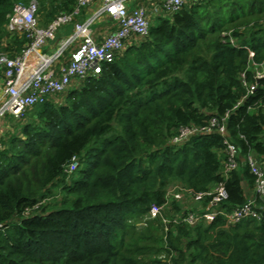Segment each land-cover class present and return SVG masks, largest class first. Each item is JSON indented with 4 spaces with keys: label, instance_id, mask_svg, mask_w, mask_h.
<instances>
[{
    "label": "trees",
    "instance_id": "trees-1",
    "mask_svg": "<svg viewBox=\"0 0 264 264\" xmlns=\"http://www.w3.org/2000/svg\"><path fill=\"white\" fill-rule=\"evenodd\" d=\"M29 1L0 0V50L12 56L26 39L7 32V16ZM37 1L41 26L77 2L46 10ZM153 19L99 74L27 109L15 134L0 127V264H264V217L147 219L170 184L206 191L221 180L223 137L169 144L181 125L228 114L225 137L264 165V78L251 94L240 80L245 71L255 82L252 62L264 64V0H201ZM254 180L240 163L220 208L242 205ZM187 206L200 205L184 200L163 213L172 219Z\"/></svg>",
    "mask_w": 264,
    "mask_h": 264
},
{
    "label": "built area",
    "instance_id": "built-area-1",
    "mask_svg": "<svg viewBox=\"0 0 264 264\" xmlns=\"http://www.w3.org/2000/svg\"><path fill=\"white\" fill-rule=\"evenodd\" d=\"M200 1L148 0L150 6L140 4L130 8L127 5L129 0H77L73 11L59 13L45 26L40 25L37 17V0H30L27 4L14 3L7 16L6 30L12 35H24L26 42L14 56L0 51V122L6 116L18 118L27 109L44 104L49 97L66 91L74 83L99 74L101 64L113 61L116 53L131 39L148 35L151 14L158 16L162 13H174L187 4ZM94 4L97 8L90 17L82 21L76 20L82 8ZM103 15L110 17L116 28L98 40L92 24ZM69 24H72L71 31L62 36L58 47L53 51H44L47 43L55 40L59 30ZM248 51L249 58L252 59L254 53L249 49ZM252 66L255 82L247 81L245 71L240 73V80L250 94L256 83L264 78V64L252 62ZM227 117L228 114L220 119L213 117L201 126L181 125L168 140L171 145H181L196 134L216 132L221 135L223 148L218 151L221 180L206 191H195L178 184L169 186L165 201L161 205H152L147 219L161 216L164 210L172 208L173 203L184 200L200 206L193 209L192 206H187L186 213L176 214L172 219L163 217V222L196 226L212 223L218 216H223L226 224L264 217V165L253 153L242 158L239 147L225 137ZM242 162L249 166L254 175V186L249 189L245 184L246 201L225 211L220 208V204L228 199L225 183ZM76 166L77 162H73L69 171Z\"/></svg>",
    "mask_w": 264,
    "mask_h": 264
},
{
    "label": "rangeland",
    "instance_id": "rangeland-1",
    "mask_svg": "<svg viewBox=\"0 0 264 264\" xmlns=\"http://www.w3.org/2000/svg\"><path fill=\"white\" fill-rule=\"evenodd\" d=\"M58 1L59 0H44V5H45V7L47 8L46 10H48L50 7H51V3L53 2V4H57L58 3ZM40 5H41V3L40 2H38ZM39 5V8H42L41 6ZM145 5H146V3H145ZM156 15H154V14H151L150 15V18H149V21H150V23H152L153 22V18L155 17ZM39 17H40V19L42 20V18H44L43 17V15H42V13H40L39 14ZM263 21H264V19H263ZM98 22H100V18H98L97 20H96V22H95V24L96 23H98ZM263 24H264V22H263ZM251 25V24H250ZM68 26H70V29L72 28V24H69ZM67 27V25H65V26H63L60 30H59V32H58V34H57V37L55 38V40H53V41H50V42H48L47 43V45H46V47L44 48V51H53V50H55L57 47H58V45L60 44V42L62 41V36L63 35H61V36H59V34H61L62 32V30L63 29H65ZM222 35H225V33H222ZM12 38L13 37H9L7 40H5V42H7V41H11L12 40ZM231 38V37H230ZM20 39V38H19ZM230 42H233V38H231L230 39ZM0 51H2V50H0ZM12 51V50H11ZM11 51H9V52H11ZM23 118H24V116L22 115V116H20V117H18V118H15V117H11V116H6L5 118H3L1 121H2V124H1V128L3 129L2 130V132H12V133H16L17 132V129L20 127V123L21 122H18V121H22L23 120ZM4 134H2V136H3ZM1 136V137H2ZM0 145H1V147H2V142H0ZM75 166V165H74ZM76 168V167H75ZM74 168V169H75ZM70 171H72V170H70ZM171 185H175V184H170L169 186H171ZM161 216L162 217H166L167 218V216H165L164 215V213L162 212V214H161ZM136 223H137V225L139 226V228H141V227H144L145 226V222L143 221V220H141V221H136ZM135 223V224H136Z\"/></svg>",
    "mask_w": 264,
    "mask_h": 264
},
{
    "label": "crops",
    "instance_id": "crops-1",
    "mask_svg": "<svg viewBox=\"0 0 264 264\" xmlns=\"http://www.w3.org/2000/svg\"><path fill=\"white\" fill-rule=\"evenodd\" d=\"M147 1L148 0H129L127 5L128 7L133 8V7H136L137 5L145 4V2L148 4ZM96 8H97V5L95 4L85 8V13H84L85 15L82 16L81 18L85 19L87 17H90L92 12H94ZM99 18H100V22L95 24L96 22L95 21L94 24H92L94 34L98 40H100L105 34L112 32L116 28L113 20L110 17L103 15V16H100ZM67 28H70V26L67 25V27L61 31L62 33L59 34V36L67 34V31H66Z\"/></svg>",
    "mask_w": 264,
    "mask_h": 264
}]
</instances>
